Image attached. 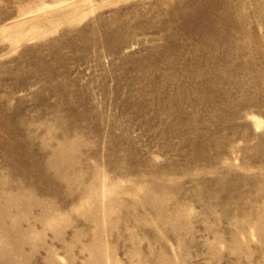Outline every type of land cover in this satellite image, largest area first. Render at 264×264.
<instances>
[{"label": "rangeland", "instance_id": "obj_1", "mask_svg": "<svg viewBox=\"0 0 264 264\" xmlns=\"http://www.w3.org/2000/svg\"><path fill=\"white\" fill-rule=\"evenodd\" d=\"M0 264H264V0H0Z\"/></svg>", "mask_w": 264, "mask_h": 264}]
</instances>
